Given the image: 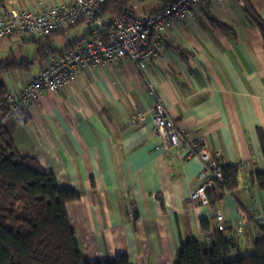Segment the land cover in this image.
<instances>
[{"label": "crops", "instance_id": "0c3cea01", "mask_svg": "<svg viewBox=\"0 0 264 264\" xmlns=\"http://www.w3.org/2000/svg\"><path fill=\"white\" fill-rule=\"evenodd\" d=\"M72 1L0 0V13L11 8L38 12ZM150 4L155 7L138 11ZM163 7V0L133 4L137 16ZM247 8L264 23V0L205 4L195 19L174 24L164 61L148 64L142 74L126 58L86 68L69 88L40 93L23 125L0 110V123L16 151L34 157L60 189L80 195L67 206V217L88 261L106 263L125 255L129 264H176L183 243L205 239L201 222L215 230L218 213L238 253H253V241L264 234V191L248 181L264 171V42ZM22 36L14 33L0 42V60L6 56L0 63L26 62L1 75L8 92L22 91L44 62L15 58L12 48ZM16 71L26 75L21 85ZM149 85L179 133L187 140L203 138L222 165L240 167L237 189L213 208L190 198L200 185L201 162L160 148L152 132ZM139 115L143 120L137 124ZM238 222L244 224L242 233Z\"/></svg>", "mask_w": 264, "mask_h": 264}, {"label": "built area", "instance_id": "2783aa9c", "mask_svg": "<svg viewBox=\"0 0 264 264\" xmlns=\"http://www.w3.org/2000/svg\"><path fill=\"white\" fill-rule=\"evenodd\" d=\"M106 0H73L70 3L56 2L40 11L8 9L0 13V42L14 34H26L33 42L49 38L55 33L68 31L79 23L94 27L93 34H101L98 39H86L76 44L72 50L60 55H51L41 63L35 75L22 91L8 92L5 99L7 115L16 123L27 122L28 112L40 93H56L74 84L79 73L86 68L116 65L126 58L143 73L151 63H162L165 59L166 40L174 24L178 21L193 20L199 7L207 4H222L226 0H172L163 10L150 15L123 14L112 22L102 15ZM141 0H129L133 5ZM242 5V0H235ZM39 44V43H38ZM154 95L152 132L159 140L164 152L171 149L183 151L188 157L197 158L203 169L200 185L193 194L192 201L207 206L206 192L222 180L220 154H211L203 138L187 140L175 127L173 117L162 99L148 86ZM137 124L143 120L139 115ZM136 123V122H135ZM222 217H215V229L222 230ZM244 224L238 222L236 230L242 233ZM231 256L238 251L230 248Z\"/></svg>", "mask_w": 264, "mask_h": 264}, {"label": "trees", "instance_id": "16d2710c", "mask_svg": "<svg viewBox=\"0 0 264 264\" xmlns=\"http://www.w3.org/2000/svg\"><path fill=\"white\" fill-rule=\"evenodd\" d=\"M163 1L164 7L157 12L172 0ZM245 12L259 29L264 42V23L252 10L247 8ZM125 13L135 15L129 0H106L102 7V15L109 22ZM212 24L217 26L213 21ZM101 37V34H84L61 51L46 44L38 47L35 59L42 62L51 55L72 50L82 40ZM25 64L11 59L0 63V110L6 115L8 90L1 75ZM260 137L264 158V140ZM221 173V182L206 192L207 205L211 208L238 187L239 166H221ZM248 181L251 188L264 191V171L250 175ZM79 200L78 193L60 189L54 176L45 172L34 157L20 155L0 123V264H129L125 255L116 256L106 263L90 262L83 256L67 217V206ZM200 229L205 239L183 243L178 250L176 264H264V234L253 241V253L231 256L230 248H235V245L229 234L211 230L208 221L201 222Z\"/></svg>", "mask_w": 264, "mask_h": 264}, {"label": "rangeland", "instance_id": "374dc122", "mask_svg": "<svg viewBox=\"0 0 264 264\" xmlns=\"http://www.w3.org/2000/svg\"><path fill=\"white\" fill-rule=\"evenodd\" d=\"M155 6H153L152 4L148 5L147 7L145 5H142L141 8L138 9V11H147L148 9H151ZM92 30H94V27L92 26H87L86 27V24H79V25H76L74 28H72L71 30L69 31H65L64 33L62 34H58V35H54L52 36L49 41H46L44 38H41V41L40 42H32L30 37L26 34H24V36H22V38L20 37H17L16 40H18L19 42V45L18 46H14L12 48V52L16 57H22L23 58H27V57H32V59L35 58V55H36V51L38 49V45H36L35 43H40L41 45H49L52 49L54 50H57V51H60L62 49H64V47L73 42L75 39L81 37L82 35L84 34H87L89 32H91ZM25 41V42H24ZM6 57V56H5ZM5 57H1V60H4L6 59ZM18 61H20L18 59ZM35 68H37V65H33L32 66V69L34 70ZM15 74H17L18 76H21L19 78V85H21V83L23 82V79H24V76L25 73H19L18 71L15 72ZM6 82V81H5ZM15 85H16V82H15Z\"/></svg>", "mask_w": 264, "mask_h": 264}]
</instances>
